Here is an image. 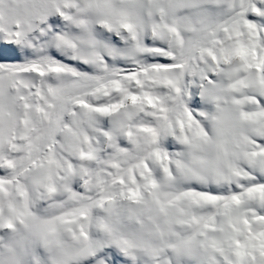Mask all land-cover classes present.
I'll use <instances>...</instances> for the list:
<instances>
[{
	"label": "snow or ice",
	"instance_id": "snow-or-ice-1",
	"mask_svg": "<svg viewBox=\"0 0 264 264\" xmlns=\"http://www.w3.org/2000/svg\"><path fill=\"white\" fill-rule=\"evenodd\" d=\"M0 264H264V0H0Z\"/></svg>",
	"mask_w": 264,
	"mask_h": 264
}]
</instances>
